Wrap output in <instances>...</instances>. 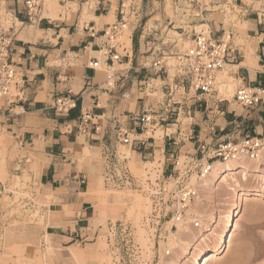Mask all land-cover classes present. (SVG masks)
<instances>
[{
  "label": "crops",
  "instance_id": "obj_1",
  "mask_svg": "<svg viewBox=\"0 0 264 264\" xmlns=\"http://www.w3.org/2000/svg\"><path fill=\"white\" fill-rule=\"evenodd\" d=\"M24 1L1 0L5 15L16 24L11 62L25 83L24 98L11 106L2 131L19 153H26V162L29 155L31 161H38L35 187L51 204L44 216L41 247L60 255L48 259L42 255L40 264H76L70 253L75 245L82 254L81 264H93L91 248L98 224L113 208V199L101 195L97 178H103V159L106 152H113L118 129L126 132L135 158L143 162L153 155L152 143L142 138L145 129L134 120L136 115L152 113L158 125L180 113L188 116V141L196 146L195 152L201 142L264 134V93L259 105L237 113L216 90L206 96L178 85L171 92L176 80L170 79L168 70L166 77L150 68L156 51H172V44L158 43L163 29L174 22L165 12L166 0H131L130 53L118 52L122 58L112 64L103 56V31L108 20L117 19L119 5L126 0L58 4L61 11L56 9L51 15L41 0L39 18L32 22L27 20ZM191 1L194 20L199 26L207 25L212 38L224 40L228 35L229 63L224 71L236 89L264 90V0ZM171 2L178 16V7L188 0ZM189 28L184 32L191 39L194 33ZM95 61L96 69L92 67ZM115 65L126 68L112 71ZM156 81L159 87L149 88ZM148 89L151 96L162 93V97H148ZM57 100L66 106L56 108ZM86 114L90 122L84 128L81 118ZM21 162L18 158L15 165L20 167Z\"/></svg>",
  "mask_w": 264,
  "mask_h": 264
},
{
  "label": "rangeland",
  "instance_id": "obj_2",
  "mask_svg": "<svg viewBox=\"0 0 264 264\" xmlns=\"http://www.w3.org/2000/svg\"><path fill=\"white\" fill-rule=\"evenodd\" d=\"M46 2L47 5L43 0V9L45 12L48 11V15L56 9L61 11L56 0ZM130 2L131 0H126L125 6ZM190 2L192 1L188 0V3L179 6L176 16L173 14L175 8L173 2L165 1V12L174 22L163 29V36L158 43L172 44L174 54L183 53L190 45V39L184 30L189 31V27H192L193 33L200 31L209 33L207 25L199 26L194 20L196 12ZM2 17L7 28L10 16L5 15L3 10ZM114 21L112 19L107 22L112 24ZM117 42L121 55L122 49L130 53L128 29L124 30ZM224 42H228L227 34ZM169 55H166L164 63L169 67L167 70L171 79L175 74L177 60ZM123 68L126 67L115 65L112 71ZM159 85L160 82L156 81L149 88ZM227 86L229 88L225 89ZM235 89L236 83L230 78L228 71L218 75L215 87L218 97L227 99L232 104L230 109L240 113L241 108L235 106L232 101ZM151 94L152 96L148 89V97L159 99L162 97V93ZM190 125L189 117L180 113L172 121L167 120L155 127L148 126V129L143 131L142 138L152 143L153 155L143 162L130 153L128 145L120 142L115 144L111 166L107 165L108 171L111 172L104 178H97V187L101 195L113 199V208L111 215H105L98 224L95 245L91 248L90 259L93 264H191V258L198 248L213 245L212 235L219 230L220 217L223 218L232 209L234 195L229 187L233 186V180L241 184V188H252L257 191L243 196L242 212L231 227L225 251L214 257L206 255L201 264H264V192H260L264 186V156L260 157V160L258 156L257 161H253L251 170H258V173L249 171L245 182H242V174L238 173L240 172L238 169L233 175H223L222 183L211 185L200 193L196 188L199 179L193 176L190 185L194 187L195 196L187 207L191 213L187 217L185 213V218L180 219L185 225L182 223L181 229L178 228L179 223L173 218L177 200L175 194L173 195L174 186L171 185L175 177V173L172 172V161L175 157H178L179 161H184L185 156L196 153V146L188 141L191 136ZM157 130L162 131L158 138L153 137ZM0 141L5 149L3 151V148H0V152H5V161L3 165L0 164V264H40L42 255L46 256V259L49 255H60L59 252L51 250L48 252L41 247V232L46 225L44 216L49 213L51 204L49 199H44L45 194L40 193L35 187L34 180L38 171L29 169L33 157L29 155L26 162L24 159L26 153H19L15 145L6 140L3 131L0 133ZM163 145H166L165 150ZM199 156L200 154H197V157ZM18 158L22 159L20 167L15 165ZM123 167L128 171L124 176ZM107 178L109 184L105 182ZM256 193L261 195H255ZM195 225L199 227H194ZM209 233L211 234L205 243L195 241L199 235ZM74 249L80 250L77 245L71 250ZM166 251L169 254H166ZM82 261V258L78 261L73 259L76 264H81Z\"/></svg>",
  "mask_w": 264,
  "mask_h": 264
},
{
  "label": "built area",
  "instance_id": "obj_3",
  "mask_svg": "<svg viewBox=\"0 0 264 264\" xmlns=\"http://www.w3.org/2000/svg\"><path fill=\"white\" fill-rule=\"evenodd\" d=\"M56 1L60 5H67L83 0ZM24 7L29 22L38 20L42 10L41 0H25ZM3 10V5L0 0V133L2 132L3 123L11 116V106L22 101L25 91V83L11 62L14 43L12 32L16 24L10 18L8 20L9 25L5 28L2 17ZM132 14V2L128 6H125V2L121 1L117 11V19L104 29L103 37L105 42L103 56L106 58V62L111 64L120 62L122 56L117 51L119 48L117 41L122 36L124 30L127 29ZM124 50L122 49V51ZM229 52L228 45L223 39L212 38L205 31H200L199 33L194 32L190 39L189 47L183 53L174 54L172 51L160 53L156 51L157 56L151 62L150 68L156 70L159 75L165 73L169 67L164 63V60L166 59V55L170 54L169 56H174L177 60V65L174 67L175 74L173 75V80H176V83L174 86L172 85L171 92L173 90L176 91L179 85V87H187L188 90H193L198 94L210 96L215 93L218 75L225 70L229 63ZM92 67L94 69L98 68V61H95ZM165 74L167 77L168 74ZM110 78L111 75L107 77L108 80ZM263 93L264 90L261 88L240 87L235 90L232 98L235 105L242 109H249L259 105ZM64 106L66 104L61 100L56 101V108L62 109ZM134 120L145 130L148 129V126L153 127L158 125L152 113L148 112L143 115H136ZM81 122L83 127L87 128V124L90 122L89 115H83ZM116 138L118 142L124 145L129 146L131 144L126 132L122 129H118ZM263 148L264 134L254 137L243 136L240 139L227 138L214 144L201 142L196 153L185 156L184 161H179V158L175 157L172 161V172L175 173V177L171 185L174 186L173 195L175 194L174 197L177 201L173 218L176 220L185 218V209L195 196L194 187L190 185L193 176L200 179L208 175L211 172V166L214 161L226 163L256 160L259 152ZM197 154H200V156L197 157ZM113 158V152L110 154L109 152L105 153L103 159L105 173L103 178L108 172H111L108 171L107 165L110 164L111 166ZM127 172V169L123 167V176ZM105 182L109 184V178ZM194 227H199V225H195ZM166 254H169V252L166 251Z\"/></svg>",
  "mask_w": 264,
  "mask_h": 264
},
{
  "label": "bare ground",
  "instance_id": "obj_4",
  "mask_svg": "<svg viewBox=\"0 0 264 264\" xmlns=\"http://www.w3.org/2000/svg\"><path fill=\"white\" fill-rule=\"evenodd\" d=\"M47 1L49 3V0H47ZM45 3L47 5L46 0H45ZM51 3H53V2H51ZM47 9H49V8H47ZM228 86H229V84H228ZM228 86L225 89H228L230 87V86L229 87ZM161 132L162 131H160V130L158 131L157 130L156 132H154L155 135H153V137H157L158 138V136H160ZM159 138H161V137H159ZM3 146L4 145H2V141H0V148H3ZM4 150L5 149L3 148V151ZM260 152H261V154H260ZM260 152H259L260 155L258 154L259 160H260V157L264 156V148ZM0 153H2L1 156H0V164L3 165V163L5 161V154H4L5 152L3 153L1 151ZM253 161L252 160H250V161L249 160L248 161L244 160L242 162L233 161V162H226V163H221L219 161H214L213 165L211 166V172L208 175L200 178L199 181L196 183V185H197L196 188H198V190L197 189L196 190L199 191L200 193H203L206 189H208L209 186H211V185L214 186L215 184L222 183L221 181H224V180H222L223 177H224L223 175H225V174H227V176L228 175H233L234 173H236V171L238 169H240V172L238 171V173L242 174V179H241L242 182H245L247 180V175H248L249 171H252L254 173H258L257 172L258 170H255V169L251 170L252 163H254L257 160H255L254 162ZM29 169H31L33 171H38L39 170L38 161L34 160L32 162V164L30 165ZM256 175H258V174H256ZM229 189H230V191L233 192V195H234V198H233L234 200L232 201L233 204H231L232 205V209H230L228 211V213H226V216L222 215L223 218L220 217V219H219L220 223L218 224V229L219 230H218V232L216 234L212 235L213 238H214L213 245L212 246H201L200 248H198L196 250L195 254L191 258V264H201V261L203 260V258L206 255H211L210 257H214L216 255L222 254L225 251L226 239H227V237H228V235L230 233L231 227L233 226V223L235 222L237 216L242 212V207H243L242 198H243V196L250 195V193L252 191H257V189L255 190V189H252V188L251 189L250 188H241V184H239L235 180H233V186L229 187ZM260 192H262V193L264 192V186L262 187V190H260ZM255 195L259 196L261 194L256 193ZM51 200H52L53 203L55 201H57L56 198L53 195L51 197ZM200 205L201 204H199V206ZM192 210L193 209H191V211ZM185 213H186V217H187V216L190 215L189 213H191V212H190L189 209L187 210V208H186L185 209ZM181 220L180 219L177 220V222L179 223L178 224L179 226L177 225V222H176V225L178 226V228L180 227V229H181L182 223L184 224V222H182ZM184 227L186 228V226H183V228ZM211 233H209L208 235L201 234V235H199L198 237L195 238V241L198 242V243H205L207 237ZM190 248L191 247L189 246L188 249H190ZM74 250H71V252H70L72 257L74 259H76L77 261L81 260L80 259L82 257L81 252H79L77 249H76L77 252H73Z\"/></svg>",
  "mask_w": 264,
  "mask_h": 264
}]
</instances>
